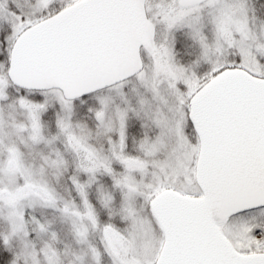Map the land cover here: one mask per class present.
I'll return each mask as SVG.
<instances>
[{
	"label": "snow or ice",
	"instance_id": "obj_1",
	"mask_svg": "<svg viewBox=\"0 0 264 264\" xmlns=\"http://www.w3.org/2000/svg\"><path fill=\"white\" fill-rule=\"evenodd\" d=\"M0 264H264V0H0Z\"/></svg>",
	"mask_w": 264,
	"mask_h": 264
}]
</instances>
